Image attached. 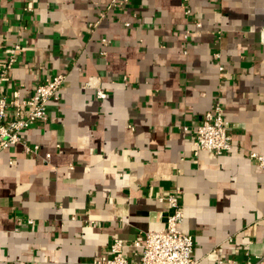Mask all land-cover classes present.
Instances as JSON below:
<instances>
[{"label": "crops", "instance_id": "0c3cea01", "mask_svg": "<svg viewBox=\"0 0 264 264\" xmlns=\"http://www.w3.org/2000/svg\"><path fill=\"white\" fill-rule=\"evenodd\" d=\"M109 1L0 0V63L21 46L2 93L65 76L47 120L0 152V264H93L163 228L171 193L199 264L263 255L264 170L248 153L264 155V0ZM216 101L232 148L195 157Z\"/></svg>", "mask_w": 264, "mask_h": 264}, {"label": "built area", "instance_id": "2783aa9c", "mask_svg": "<svg viewBox=\"0 0 264 264\" xmlns=\"http://www.w3.org/2000/svg\"><path fill=\"white\" fill-rule=\"evenodd\" d=\"M188 0H184L186 3ZM129 0H110L107 11L119 9L127 6ZM189 8H185V14L190 15ZM104 18L102 14L98 21L89 25V28L96 27ZM200 26V23H196ZM124 26H130L125 23ZM188 32L185 33V38ZM103 44L107 43L102 39ZM5 60L0 63V87L9 82V72L21 53V46L18 43L5 46ZM214 58H219L214 54ZM222 70L221 68L219 69ZM64 75H51L37 84L33 93L26 99H20L19 90L15 88L10 97L2 93L0 89V152L7 150L11 146L21 143L20 132L32 127L37 123L47 120L48 102L59 101L60 91L64 84ZM96 97L100 100L106 98V94L99 88L96 89ZM9 111L11 115L9 116ZM9 117V120H6ZM186 131V127H181ZM231 125L223 119L222 106L216 101L212 108L207 111L200 120L198 126L192 133L193 156L205 151L214 155H222L232 148ZM28 155H37L38 146H24ZM50 155L46 154L45 159ZM248 158L257 163L264 170V155L249 152ZM160 201H166L170 212L166 214L163 228L158 231H147L144 233L143 240H136L126 244L120 239H114L108 248V256H101L93 261V264H199L192 258L193 238L191 235L184 234L179 227L183 222V210L178 201V194L171 193ZM71 220H76L73 216ZM28 224L34 221L28 219ZM90 225L94 226L93 222ZM129 247L135 250L134 255H139L138 261L130 262L125 254V249ZM216 264H264V254L250 259L246 254V259L238 263L232 259H224Z\"/></svg>", "mask_w": 264, "mask_h": 264}]
</instances>
